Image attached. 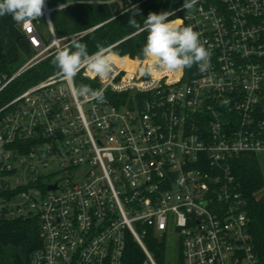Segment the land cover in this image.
<instances>
[{
  "label": "built area",
  "instance_id": "1",
  "mask_svg": "<svg viewBox=\"0 0 264 264\" xmlns=\"http://www.w3.org/2000/svg\"><path fill=\"white\" fill-rule=\"evenodd\" d=\"M66 6L46 4L43 17L21 25L33 55L11 76L0 72V190L11 193L0 210L39 217L43 246L29 264H123L130 236L155 264L150 232L176 244L182 264H260L233 164L264 158V0L176 10L211 53L204 73L145 75L151 57L117 56L115 44L108 78L84 68L69 83L57 70L4 101L58 43L89 32L58 40L50 13ZM77 82L103 88L105 101L74 95ZM49 163L59 170L43 174Z\"/></svg>",
  "mask_w": 264,
  "mask_h": 264
},
{
  "label": "trees",
  "instance_id": "2",
  "mask_svg": "<svg viewBox=\"0 0 264 264\" xmlns=\"http://www.w3.org/2000/svg\"><path fill=\"white\" fill-rule=\"evenodd\" d=\"M50 9L60 5L67 6L50 13V18L57 36H68L89 31L78 41L87 45L89 54L98 47H110L117 56H129L131 59L144 57L142 48L146 43L147 33L142 30L144 19L149 13L169 12V19L179 20L176 10L184 0H137L122 9L112 10L107 0H46ZM168 8L170 10L168 11ZM135 14V16H134ZM134 18L140 28L128 24ZM178 26H185L178 25ZM96 29L90 31L91 29ZM20 40L23 38L20 35ZM113 57V56H112ZM114 58V57H113ZM52 58L17 78L2 95L9 100L17 92L41 81L57 71ZM153 63V62H152ZM197 66L185 69L186 77L196 73ZM0 72L11 76L5 50L0 36ZM80 84L77 82V88ZM122 99L126 95H120ZM233 171L246 199V213L249 218V230L253 240L254 251L260 264H264V173L254 155H243L235 160ZM11 193L4 188L0 190V204ZM148 252L155 264H166L168 244L165 238H159L150 232L144 239ZM43 246L40 222L37 215L10 216L8 210H0V264H29L32 255ZM177 264H182L181 254L176 256ZM123 264H150L139 245L130 236L127 239Z\"/></svg>",
  "mask_w": 264,
  "mask_h": 264
},
{
  "label": "clouds",
  "instance_id": "3",
  "mask_svg": "<svg viewBox=\"0 0 264 264\" xmlns=\"http://www.w3.org/2000/svg\"><path fill=\"white\" fill-rule=\"evenodd\" d=\"M196 2L197 0H184L183 8L189 10ZM45 7L46 0H0V16L10 15L21 25H32L33 21L45 15ZM169 15V12H153L144 19L142 30L147 33V37L142 52L145 57L154 58L155 64L142 69V72L151 75L157 67L172 72L190 69L194 65L201 73L206 72L210 67L211 53L201 43L200 34L191 26H178L169 19ZM134 16L128 24L139 29L141 26ZM58 40L62 41L63 37ZM52 63L58 70L57 75L69 83L84 68L102 80L113 72L109 49L98 47L95 53L89 54L87 45L76 39H70L67 45L58 43ZM73 94L86 101H105L103 88L94 90L81 84L78 88H73ZM222 103L227 104L228 101Z\"/></svg>",
  "mask_w": 264,
  "mask_h": 264
},
{
  "label": "rangeland",
  "instance_id": "4",
  "mask_svg": "<svg viewBox=\"0 0 264 264\" xmlns=\"http://www.w3.org/2000/svg\"><path fill=\"white\" fill-rule=\"evenodd\" d=\"M107 1L109 2L111 9L115 11L122 9L126 5L134 3L137 0H107ZM169 10L170 8H168V11ZM39 29L43 35L47 36L48 31L44 21H42V25L40 26ZM20 35H21V24L15 22L10 15L0 16V36L2 38V44L7 58L8 68L12 74L17 72L33 55L31 50L28 48L27 44L25 43V41L20 40ZM135 59L136 58H134V60ZM148 59L149 57L144 56L141 60L147 61ZM150 61L152 60L150 59ZM154 64H155L154 62L153 63L150 62V65H154ZM139 65L141 66L145 64L140 63ZM259 163L264 173V158ZM58 170H59V165L57 163H49L46 168L41 169V172L43 174H53ZM58 176L59 174L52 175L51 181L54 182L58 178ZM21 202L22 201L19 199H16L14 201L15 204ZM17 216L19 215H15V217ZM177 250L178 249L176 244H168L166 264H177L176 262Z\"/></svg>",
  "mask_w": 264,
  "mask_h": 264
},
{
  "label": "crops",
  "instance_id": "5",
  "mask_svg": "<svg viewBox=\"0 0 264 264\" xmlns=\"http://www.w3.org/2000/svg\"><path fill=\"white\" fill-rule=\"evenodd\" d=\"M175 22L177 23V25L181 24L179 20H176ZM151 60H152V61H150V62H154V63H155L154 58H151ZM128 64H131V63H128Z\"/></svg>",
  "mask_w": 264,
  "mask_h": 264
},
{
  "label": "water",
  "instance_id": "6",
  "mask_svg": "<svg viewBox=\"0 0 264 264\" xmlns=\"http://www.w3.org/2000/svg\"><path fill=\"white\" fill-rule=\"evenodd\" d=\"M56 188V186L54 185V186H49V190H54Z\"/></svg>",
  "mask_w": 264,
  "mask_h": 264
},
{
  "label": "bare ground",
  "instance_id": "7",
  "mask_svg": "<svg viewBox=\"0 0 264 264\" xmlns=\"http://www.w3.org/2000/svg\"><path fill=\"white\" fill-rule=\"evenodd\" d=\"M113 58V57H112Z\"/></svg>",
  "mask_w": 264,
  "mask_h": 264
}]
</instances>
